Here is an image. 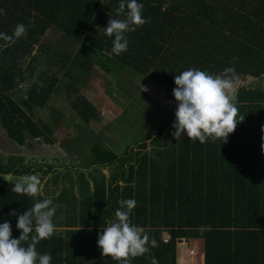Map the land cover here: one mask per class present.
I'll use <instances>...</instances> for the list:
<instances>
[{
    "label": "trees",
    "instance_id": "trees-1",
    "mask_svg": "<svg viewBox=\"0 0 264 264\" xmlns=\"http://www.w3.org/2000/svg\"><path fill=\"white\" fill-rule=\"evenodd\" d=\"M120 2L0 0L5 13L0 15V33L12 36L18 24L27 28L26 37L14 43L0 39V125L19 147L28 145L29 139L55 145L54 125L34 119V112L45 109L57 93L63 69V76L82 83L99 65L107 75L130 72L151 78L174 100L166 121L122 155L101 143L92 147V163L112 168L113 173L83 183L76 195L63 189L52 199L60 216L65 212L68 219H75L71 224L60 222L56 214V230L37 244V252L50 253L51 264H119L102 256L98 236L115 220L118 202L134 199L131 222L158 247L131 264H151L153 256L158 264H179L181 240L203 242L202 264H264V89L238 88V116L245 119L227 143L191 142L186 133L178 140L172 127L177 109L175 75L189 69L217 75L234 68L238 77L234 83L264 77V0H137L150 22L126 33L128 50L116 55L114 37L103 28L109 18L125 19L124 14L117 16ZM50 30L77 39L79 49L54 61L52 65L61 68L52 72L48 67L35 74L31 64L38 60L31 53ZM28 58L29 66L24 68ZM70 66L76 76L67 69ZM28 77L31 85L26 87ZM73 88L68 90L80 91ZM74 101L72 107L84 121L98 118L96 106L86 97ZM52 170V166L45 171L27 167L21 157L0 160V224H11L13 238L21 234L18 216L49 197L18 194L13 191L17 181L5 177ZM13 211L16 216L9 215ZM164 232L171 234L168 242L162 240Z\"/></svg>",
    "mask_w": 264,
    "mask_h": 264
},
{
    "label": "rangeland",
    "instance_id": "rangeland-1",
    "mask_svg": "<svg viewBox=\"0 0 264 264\" xmlns=\"http://www.w3.org/2000/svg\"><path fill=\"white\" fill-rule=\"evenodd\" d=\"M78 49L77 39L73 40L64 33L50 30L40 44L33 48L31 54H36L38 62L34 61L31 68H34L35 74L48 67L53 72L61 68L52 65L57 58L64 53L75 55ZM28 62L29 58L23 63L24 68L29 66ZM67 69L77 75L72 66ZM64 71H60V88L51 96L48 106L34 112V119L54 125L53 147L44 148L34 139H29L25 147H19L8 138L0 125V160L5 162L10 158L21 157L25 159L27 167L39 168L41 171L52 166L53 170L49 174L38 172L43 184L42 194L51 199L60 189L76 195L83 189V183L95 182L96 177L109 178L114 169L96 168L92 163V147L101 143L117 155H122L128 147L152 134L166 121L167 108L174 104L170 94L151 78H143L130 72L107 75L99 65L91 77L88 76L85 78L86 82L82 83L73 76H63ZM234 84L235 89L239 85L264 89V77L259 81L241 79ZM67 86L80 88V91L71 92ZM79 97H86L96 106L97 119L88 123L73 109V100L76 101ZM5 179L18 181L19 178ZM56 214L60 222L68 221L66 223L71 224L75 219L74 216L68 219L65 212H61V216L59 212ZM74 214L76 217L77 212ZM178 252L179 264H202V257L204 263L202 241L178 242Z\"/></svg>",
    "mask_w": 264,
    "mask_h": 264
},
{
    "label": "clouds",
    "instance_id": "clouds-1",
    "mask_svg": "<svg viewBox=\"0 0 264 264\" xmlns=\"http://www.w3.org/2000/svg\"><path fill=\"white\" fill-rule=\"evenodd\" d=\"M127 12L125 13V9ZM143 4L137 0H121L117 8V16L125 15V19L109 18L104 32L114 37L112 52L120 55L128 50L126 33L134 32L138 27L150 22L144 19ZM4 10L0 9V15ZM27 28L23 24L16 25L13 35L0 33V39L14 43L21 37H26ZM234 68H226L224 72L211 75L205 71L189 69L175 75L173 96L177 102L175 111V129L173 135L180 139L186 133L191 142L199 141L204 144L209 139L215 142L218 139L227 143V138L234 133L239 123L245 117L238 116L236 107V89ZM264 131V129H262ZM47 147V146H45ZM264 149V145H262ZM42 180L38 174L19 177L13 191L30 197H39L42 194ZM120 208L115 212V220L103 229L98 236V247L102 256L111 257L119 264H131L132 259L150 253L151 248L158 247L155 239L149 238L142 227L131 222L130 216L136 207L134 199L118 202ZM58 205L53 204L51 198L38 201L22 215L18 216L16 227L21 231L19 238L12 237L11 224L8 221L0 224V264H51V254H39L37 244L42 240L50 239L56 230L53 217L56 216ZM9 215L16 216L13 211ZM35 232V235L30 234ZM27 242V246H22ZM151 264H158L153 256Z\"/></svg>",
    "mask_w": 264,
    "mask_h": 264
},
{
    "label": "water",
    "instance_id": "water-1",
    "mask_svg": "<svg viewBox=\"0 0 264 264\" xmlns=\"http://www.w3.org/2000/svg\"><path fill=\"white\" fill-rule=\"evenodd\" d=\"M241 86H245V85H239V86H237V87H236V91H237L238 88L241 87ZM7 177H12V176L9 175V176H7ZM8 181H9V180H8ZM162 240H163V241H169V240H170V233H169V232H164V233L162 234ZM180 242L182 243V242H184V240H181ZM186 242H190V241H189V240H186Z\"/></svg>",
    "mask_w": 264,
    "mask_h": 264
},
{
    "label": "crops",
    "instance_id": "crops-1",
    "mask_svg": "<svg viewBox=\"0 0 264 264\" xmlns=\"http://www.w3.org/2000/svg\"><path fill=\"white\" fill-rule=\"evenodd\" d=\"M29 85H31V77H28L27 78V80H26V83H25V86L27 87V86H29ZM44 148H45V146H43ZM23 148V147H22ZM64 153V152H63ZM71 154H74V153H71ZM67 156V155H66ZM68 158V157H67ZM63 189H60L59 190V192H61ZM59 192H57L56 193V195L59 193ZM56 195H55V197H56Z\"/></svg>",
    "mask_w": 264,
    "mask_h": 264
},
{
    "label": "flooded vegetation",
    "instance_id": "flooded-vegetation-1",
    "mask_svg": "<svg viewBox=\"0 0 264 264\" xmlns=\"http://www.w3.org/2000/svg\"><path fill=\"white\" fill-rule=\"evenodd\" d=\"M169 108V107H168ZM44 146V145H43ZM92 152V151H91ZM84 166V165H83ZM96 166V165H95ZM74 168V167H73ZM96 168H98L97 166H96ZM106 168V167H105ZM107 168H109V167H107ZM75 169V168H74Z\"/></svg>",
    "mask_w": 264,
    "mask_h": 264
}]
</instances>
